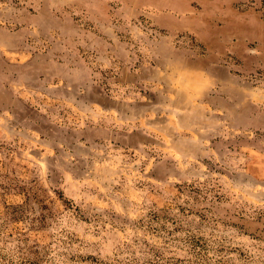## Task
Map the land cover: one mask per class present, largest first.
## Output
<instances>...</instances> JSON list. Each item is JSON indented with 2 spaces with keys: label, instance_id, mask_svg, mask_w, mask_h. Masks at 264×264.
I'll list each match as a JSON object with an SVG mask.
<instances>
[{
  "label": "rangeland",
  "instance_id": "obj_1",
  "mask_svg": "<svg viewBox=\"0 0 264 264\" xmlns=\"http://www.w3.org/2000/svg\"><path fill=\"white\" fill-rule=\"evenodd\" d=\"M0 264H264V0H0Z\"/></svg>",
  "mask_w": 264,
  "mask_h": 264
}]
</instances>
